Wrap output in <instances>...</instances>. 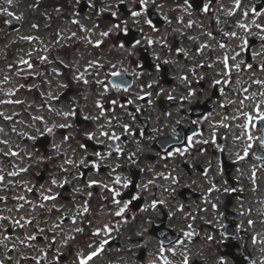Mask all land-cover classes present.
Listing matches in <instances>:
<instances>
[{
	"label": "flooded vegetation",
	"instance_id": "obj_1",
	"mask_svg": "<svg viewBox=\"0 0 264 264\" xmlns=\"http://www.w3.org/2000/svg\"><path fill=\"white\" fill-rule=\"evenodd\" d=\"M124 2L125 11L116 2V21L111 22L120 25L117 32L130 27L144 32L139 52L121 56V60L125 57L131 60L126 69L139 85L134 82L128 88L121 87L119 96L107 100L117 120L118 115H123L131 121L125 123L127 129L121 126L122 129L115 128L104 136L106 142L95 152L100 155H89V160L97 158L107 166L103 170L98 168L100 182L107 184L104 192L112 201L121 202L119 206L115 204L111 221L123 223L129 233L137 236L129 242L133 248L142 249L146 258L149 248L160 249L163 245V256L171 264H184L185 257L187 264H242L246 258L242 249L248 248L254 259L245 264H264L261 247L264 245V143L259 121L250 129L252 140L242 135L245 129L234 128L245 123L241 112L256 114L255 101L240 103L252 92H244L233 73L232 64L241 65L244 59L231 53L237 35H225L226 32L237 34L243 30L237 26L238 22L251 20L244 21L241 6L235 15L229 16V20L235 17V26L227 30V19H223L225 0L205 1L204 5L210 3L208 12L203 11L204 5L196 6L192 0L187 4L185 0H163L161 5L149 0L146 8L139 0ZM150 7L160 15L157 23H146L150 20ZM132 11L142 14L134 18ZM158 40L171 41V50L155 52ZM221 44L225 47L221 48ZM202 45L207 47L201 48ZM225 55L235 57L229 59L228 69L223 64ZM125 71L120 69L117 73ZM217 80L219 84L215 83ZM119 82L128 80L123 78ZM257 98L256 95V101ZM118 102L125 103L128 111ZM113 134L118 139L108 143ZM182 134L184 144L174 145ZM248 145L251 147L247 157L238 159ZM117 147L121 151L117 152ZM109 159L114 160L110 163ZM104 173L107 176L103 177ZM114 191L119 195H114ZM129 201L120 216L114 215L118 207ZM229 215L237 217L233 239L227 236ZM121 216L123 221L117 219ZM249 220L254 223L250 225ZM172 248L174 252L168 251Z\"/></svg>",
	"mask_w": 264,
	"mask_h": 264
},
{
	"label": "rangeland",
	"instance_id": "obj_2",
	"mask_svg": "<svg viewBox=\"0 0 264 264\" xmlns=\"http://www.w3.org/2000/svg\"><path fill=\"white\" fill-rule=\"evenodd\" d=\"M37 1L13 0V3L8 5L6 0H0V8H7L14 13L13 16L0 13V100L23 101L21 104H0V113L4 114L0 116V129H3L0 132V141H8L7 145L0 144V169L7 173L18 171L19 168H28L27 172L19 173L16 177L5 176L4 182L0 184V197H8L6 202L0 203V215L11 217V219H19L21 216L27 219L35 218L32 226L26 225L24 229L15 226L11 228L13 239L7 243L9 247L15 243L17 248L15 251H9L8 248L0 247V259L5 260V264H35L31 259L22 260L21 255L36 256L37 250L48 243L43 237L47 236L48 231L51 233L55 220L63 216L64 222L61 229L56 231V242L50 250H47L44 264H52L53 257L57 255L60 257L58 264H78V252L83 251L87 254L94 250L88 247L89 244L96 245L98 242L108 240L109 237L116 236L120 238L121 245L119 247L105 245L103 251L90 264H142L138 257L139 249L133 248V244L129 242L132 237L137 236L133 232L129 233V229H125L123 224H114L110 217L109 222L107 213L98 210L96 212L94 206H91L92 202L94 203L93 198L89 200L83 198V196L86 197V191L83 189H88L89 186L74 182L73 177L66 176V172L61 170V165L67 169L62 160L65 152L68 153L65 154L64 160H71L72 153L80 152L78 155L84 164L79 163L78 171L73 176L78 175L79 178L89 179L95 177L98 165L86 160L87 154H91V151L83 147L82 138L85 135H94L96 132L95 138L103 139L101 129L104 121L95 116L107 109L104 99L108 94V86L104 84L105 71L117 69L119 66L116 62L121 60V56L126 55L127 52H137V47L121 48L115 46L112 40L101 37L103 26L99 22L96 24L95 18L89 13L85 15L78 13L76 8L79 5L72 1H65L63 6H55L54 8L60 7L57 8L60 9L59 12L48 6L49 0H45L44 4ZM21 14L23 19L16 20L15 16ZM261 16L258 24L264 25V14ZM73 20L79 23H73ZM32 24H38L39 27L32 28ZM80 25H83V29ZM107 28L112 29L109 33L115 30L114 27L107 26ZM72 33H76V36L73 37ZM250 34L255 35L257 31H252ZM28 35L37 39L32 41L21 39ZM89 39L92 41L91 44L87 42ZM96 40L103 41L99 47L95 46ZM29 52L31 57L27 55ZM40 56H47V61L41 62L38 59ZM22 58L30 59L33 67L29 69L26 65L20 64L19 61ZM93 60L97 62V65L88 68L85 74V79L89 82L85 84L83 80L74 79L79 73L84 72L88 62ZM9 64L13 67L9 68ZM5 76L10 78L8 82H3ZM97 80L103 83L97 84ZM21 85L23 87H20ZM10 89L14 90V93L8 96L6 93ZM64 112L75 114L65 117L62 115ZM109 112H104L106 118ZM57 113L61 114L57 115ZM4 116H11L12 119L5 120ZM118 116L121 124L123 116ZM34 117L43 119L35 120ZM114 119L116 120V117ZM111 121L110 119L109 122ZM127 121L129 119H125L123 125H126ZM54 124L57 127L53 128ZM62 124H67L69 127H58ZM46 128L53 130L49 133L45 130ZM29 137H35V139ZM10 150L18 152L19 155L4 156L2 154ZM41 157L44 159H40ZM70 169L69 174L72 172ZM107 174L104 173L103 177ZM53 177L57 179V185L50 184ZM65 179L69 181L66 184L63 183ZM9 181L13 183L5 189ZM24 184L34 186L35 190L31 193L27 192L23 187ZM93 186L95 185L89 187L92 196L95 195L92 192ZM49 187L56 195V200L41 201L40 192ZM76 189L80 191H75ZM17 195H24L27 200L35 204L42 202L47 208L55 205V208L48 212L39 207L33 210L30 205L25 204L23 209L17 210L15 205L23 203L13 199ZM85 201L91 208L87 213L81 211L82 215L73 224L70 217L75 215L77 208L83 207ZM102 205L107 207L109 216L113 214L112 208L117 207L114 204L112 208L106 204ZM8 209L12 211L9 212ZM90 215L94 224H107L111 231L93 236L95 228L92 223H89ZM95 218L98 220L97 223ZM117 219L122 221L123 216ZM10 224L11 220L0 222V229ZM37 226L44 228L45 231L37 233ZM79 226L84 228V232L75 235L78 237L77 242L69 240L67 244H63L62 241L67 236H73L75 233L71 229ZM61 231L63 234H59ZM25 234H36V241H27L25 245H19L16 238L24 239ZM28 243L33 244L32 251L28 250ZM149 252L147 264H152L154 260L157 264H163L160 249L153 246ZM9 256L11 261L7 259ZM65 256L66 259H64Z\"/></svg>",
	"mask_w": 264,
	"mask_h": 264
},
{
	"label": "snow or ice",
	"instance_id": "obj_3",
	"mask_svg": "<svg viewBox=\"0 0 264 264\" xmlns=\"http://www.w3.org/2000/svg\"><path fill=\"white\" fill-rule=\"evenodd\" d=\"M6 2H7L8 5H11L13 3V0H6ZM152 2H154V0H152ZM210 2H211V0H210ZM139 3H140V5H142V6H144L146 8L147 5H148V3H149V0H139ZM185 3L187 4L188 3V0H185ZM33 6H35V5H33ZM209 7H210V3L209 4H205L203 6V11L204 12H208L209 11ZM240 8H241V0H234L233 7L230 8L227 11L226 14L228 16H233V15H235L236 10L237 9H240ZM57 11L59 12L60 9H57ZM253 11H255V9H253ZM0 13L7 14L8 16H13L14 15V13L10 12L7 8H0ZM141 14H142L141 11H132V13H131V15L134 18L135 17H139ZM112 15H116V13L114 12V13H112ZM242 15L245 16V17H247L248 16V11L247 10H243ZM15 19L18 20V21L21 20V19H23V14L18 15V16H15ZM165 19H167V17H165ZM218 22H219V18L217 17V23ZM5 23H9V21H5ZM73 23L78 24L79 22L76 21V20H73ZM146 23L152 24V21L151 20H147ZM191 26H192V22L189 21L188 27H191ZM237 26L240 27V28H242V29H244L245 32H247L248 29H249V25L247 23H245V22H238V25ZM31 27L32 28H38L39 25L38 24H32ZM80 27L83 29V25H80ZM114 27L118 29V28H120V25H114ZM256 27L257 28H262V26L259 25V24H257ZM123 30L124 31H127L126 28L123 29ZM110 31H112V29H109V31L102 32L100 34L101 37H107L109 35V32ZM208 35L211 36L212 34L209 32ZM225 35H229V36L235 37L237 34H236V32H226ZM72 36L75 37L76 36V33H72ZM261 38L264 39V37H261ZM21 39L27 40V41H32V40L37 39V38L36 37H33L31 35H28V36L21 37ZM190 39H192V38H190ZM87 42L89 44L92 43V41L90 39ZM102 42H103L102 40H96L95 41V46L99 47L102 44ZM139 43H140L139 41H136L135 44L133 45V47H135ZM149 43H151V41H149ZM243 44L244 45H247V38H245L243 40ZM119 46L121 48L124 47L123 44H120ZM203 47H207V45H202L201 48H203ZM220 47L221 48H224L225 45L224 44H221ZM199 50L200 49H198V51ZM178 51H182V50L178 49ZM262 54H264V53H254V56H256V55H262ZM27 55L29 57H31V53L30 52ZM38 59L41 62H44V61H47V56H40V57H38ZM229 59L235 60V57L229 58L227 55H225L224 60H223V64H224L225 69H228V67H229V64H228ZM19 63L20 64H23V65H26L27 68H29V69H31L33 67L32 63L30 62V59H23L22 58L19 61ZM61 63H63V62L61 61ZM96 65H97V62L96 61H94V60L93 61H89L88 62V65H87V68H85V71L79 73V75L75 76L74 79L83 80V82L85 84H87L89 81L87 79H85V74L87 73L88 68H93ZM8 67L9 68H12L13 65L9 64ZM233 67H235L236 69H239L240 68V64H234ZM252 67L253 66L251 64H248L247 65V68H249V69H252ZM260 68H261V70H264V63H262L260 65ZM112 75H114V76L115 75H119V73L114 72V73H112ZM9 79L10 78L8 76H5L3 82H8ZM96 83L97 84H102L103 81L97 80ZM215 83L219 84L220 81L217 80ZM252 83L264 87V80L255 79V80L252 81ZM20 87H23V85H21ZM114 87H116L117 90H119L121 87H126V86L125 85H122V84H117V85H114ZM105 90H107V89H105ZM243 91L247 93L248 92V89L245 88ZM13 93H14V90L10 89L6 93V95L11 96V95H13ZM256 95H257L256 93H252L250 96L246 95L240 101L241 105L244 104V100H253V101H255V108H254V112L256 113L255 115H253L251 112H241L240 113V116L244 117V119H245V123L240 126L243 129H245V131L242 133V135L247 136V139L248 140L254 139V137L250 133V129L252 127H255V121H264V91H261L259 93L260 97H262L261 100L256 101ZM53 98H55V97H53ZM170 99H171V97H170ZM2 103L21 104V103H23V101H21V100H0V104H2ZM113 103H115V101H113ZM129 103H131V101H129ZM97 104L99 105V101H97ZM60 114L61 113H57V115H60ZM74 114L75 113H73V112H64V113H62V115H64L65 117H69V116H72ZM102 114L103 113L101 112V115ZM3 115H4L3 113H0V116H3ZM4 119L5 120H11L12 117L11 116H4ZM33 119H35V120H42L43 118L42 117H34ZM233 119H238V117H233ZM54 127H57V125L54 124L53 125V128ZM58 127H69V125L62 124V125H58ZM124 127L127 129L128 128V125H124ZM45 130L47 132L51 133L53 129L52 128H46ZM2 131H3V129H0V132H2ZM13 131H15L14 128H13ZM24 135H26V134H24ZM101 135H107V133L101 132ZM29 138L30 139H33V140L35 139V137H29ZM236 138L239 139L240 137H236ZM65 139H68V137H65ZM110 139L115 140V139H118V137L113 134L110 137ZM189 140H191V138H189ZM204 142L207 143V141H204ZM261 142L264 143V138H262ZM0 144L7 145L8 144V141L7 140L0 141ZM54 147H56V146H54ZM250 147H251V145L246 146L245 149H244V155L243 156L238 155L237 158L238 159H244V158H246L247 155H248V150H249ZM116 151L119 152V151H121V149H119L117 147ZM176 151L177 152H180L181 150L180 149H177ZM2 154L4 156H17V155H19L18 152L11 151V150L9 152H5V153H2ZM96 155H100V154L97 153ZM169 155H171V153H169ZM29 156H31V153H29ZM40 159H44V158L41 157ZM66 163L69 164V165L75 166V162L73 160H70L69 159V160L66 161ZM79 163L80 164H84V161L81 160ZM262 163H264V159H262ZM61 170L62 171H65V172L68 171L66 168L63 167V165H61ZM27 171H28V168H19L18 171H10V172L4 173V171L2 169H0V184H2L4 182L5 176L16 177V176L19 175V173H23V172H27ZM255 175H256V172H255V169H254L253 170V173H252L253 182H255V179H254L255 178ZM119 179L120 178L117 177V183H119ZM68 182L69 181L67 179H65L63 181V183H65V184L68 183ZM12 183H13L12 181H9L8 182V185H5V189L9 185H12ZM96 183H97V181H95V180L89 181V187L91 185H93V184H96ZM50 184L51 185H57L58 184L57 179L55 177L51 178ZM124 186L127 187V182L125 183ZM23 187L29 193H31V192H33L35 190L34 186H28L27 184H24ZM105 187H107V186L105 185ZM75 191H80V189H76ZM225 191H228V189H225ZM88 195L91 196L92 193L89 192ZM114 195H117L118 196L119 195V192H115L114 191ZM56 198H57L56 195L52 193V188L51 187H49L47 189H44L43 191L40 192V200L41 201H55ZM7 199H8V197H0V203L6 202ZM13 199L16 200V201L23 202V203H19V204L15 205V207L17 208V210L23 209L24 206H25V204L30 205L33 210H35L37 207H39L42 210L51 212L55 208V205H53L52 208H47L46 205L44 203H42V202L41 203H38V204H35L32 201L27 200V198L24 195H17L15 197H13ZM133 199H135V197H133ZM113 203L116 204V205H118V206L121 204L120 201L115 200V199L113 200ZM128 203H130V201L129 202H124L122 207H118V211H116L114 213V215L120 216L125 211V209L128 207ZM161 203H162V201H161ZM152 206L155 207V202L153 203ZM8 211L11 212L12 209H8ZM88 211H89V207L87 205V201H85V203L83 205V208H82V212L83 213H87ZM78 215H82V213L80 211H78L76 213V215H73L72 217H70V219H71V221H72L73 224L76 223V219H77V216ZM8 220H11V224L8 227H6V228L0 229V235H2V238H0V247L8 248L9 251H15L16 248H17V244L13 243L9 247V244L7 243L8 241H10V240L13 239V237L11 235V228L13 226H15L17 228L24 229L26 225L27 226H32L35 223V218L33 217L31 219H27V218L21 216L19 219H11V217H6V216H3V215H0V222L8 221ZM63 222H64V217L62 216V217H60V219H59V221L57 223H55V224L52 225V229H51V231L53 233L52 236L50 238L48 236L43 237L45 240L48 241V243L45 245V247L40 248V249L37 250L38 254L36 256L27 257V256L21 255V259L22 260L31 259V260H33L35 262V264H44V262H45V260L47 258V250H50L53 247V245L55 244V242H56V236H57L56 229H61V226H62ZM89 223H91V221ZM248 223L251 225V224L254 223V221L249 220ZM36 231H37V233H43L45 231V229L44 228H39L37 226ZM71 231L72 232H75V233H83L84 232V228L83 227H75V228L71 229ZM109 231H111L109 225L104 224L101 227H96L94 229V232L92 234H93V236H99L101 234V232H105L106 233V232H109ZM3 233H8V234L4 235ZM59 234H63L62 231ZM185 235H189L190 236L191 233H185ZM16 239H17L19 245H25L27 241H36L37 235L36 234H32V235L25 234L24 239H20L19 237H17ZM72 239H75V237L69 235V236H67L62 241V243L63 244H67L68 241L69 240H72ZM209 239H211V237H209ZM255 242H256V238L253 237V243H255ZM106 244H107V240H104L102 242H98L96 245L89 244L88 247L89 248H94V250L89 251L87 254H84L83 251L78 252L77 253V261H78V264H90V262L94 258H96L103 251L104 246ZM27 248H28L29 251H32L33 250V244L28 243L27 244ZM164 251H165V249H164L163 245H161V248H160L161 257L160 258L163 261V264H171V261L168 260L167 257H164L162 255ZM168 251L174 252L175 249L174 248L168 249ZM7 259L9 261H11V257L10 256ZM59 259H60V257L58 255L57 256H54L53 257L52 264H58ZM0 264H5V260L0 259ZM152 264H157V262L154 260V261H152ZM184 264H187V257H185Z\"/></svg>",
	"mask_w": 264,
	"mask_h": 264
}]
</instances>
